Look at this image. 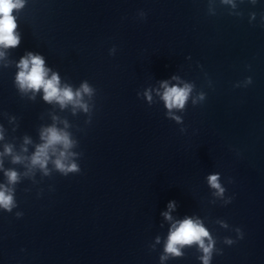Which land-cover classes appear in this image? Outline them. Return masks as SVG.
<instances>
[{
  "label": "water",
  "instance_id": "1",
  "mask_svg": "<svg viewBox=\"0 0 264 264\" xmlns=\"http://www.w3.org/2000/svg\"><path fill=\"white\" fill-rule=\"evenodd\" d=\"M235 2L213 0L212 15L209 0H27L21 43L0 61V124L19 147L25 134L39 142L52 115L67 118L81 172L37 173L38 184L17 185L18 207L0 210V264H160L171 226L161 213L173 200V220L199 218L216 239L222 254L211 264H264V0ZM28 51L43 55L62 83L96 89L91 123L42 93L34 101L19 93L16 64ZM173 75L206 94L177 113L182 125L155 92L151 105L142 96ZM7 116L17 118L15 132ZM5 167L23 170L7 159ZM212 173L230 203L212 195ZM183 251L163 264H201L196 246Z\"/></svg>",
  "mask_w": 264,
  "mask_h": 264
},
{
  "label": "clouds",
  "instance_id": "2",
  "mask_svg": "<svg viewBox=\"0 0 264 264\" xmlns=\"http://www.w3.org/2000/svg\"><path fill=\"white\" fill-rule=\"evenodd\" d=\"M243 2V0H241ZM257 0H250L253 5ZM223 5H230L232 9L237 8L235 0H220ZM27 0H0V61L6 59V50L14 49L21 43V33L18 31V14L26 7ZM209 14L215 15L213 0H209ZM15 13V14H14ZM230 15H242L240 12H230ZM141 17L145 13H140ZM256 19V13L250 14V22ZM261 22L264 23V14L261 15ZM115 53V48L110 49V54ZM5 67L8 65L5 64ZM18 71L15 74L14 85L22 96H28L29 100H35L37 94L42 93V100L49 105H58L61 110L69 109L73 116L84 113L88 119L86 124L91 123V116L94 108L93 98L96 89L87 81H82L79 87L74 88L71 84L62 83L58 72L46 67L45 58L38 52L28 51L19 59L16 64ZM51 73V75H50ZM175 81V83H172ZM252 83V78L247 77L243 85ZM241 86L240 84L236 85ZM153 92L163 102L166 109V117L183 124V117L177 115L186 110L189 101L195 106L205 100L206 94L200 91L194 95L195 84L183 80L179 75H173L170 80L159 81V88H146L142 96L149 105L153 103ZM30 94V95H29ZM138 95H141L138 93ZM7 115V114H5ZM8 123L13 125L12 131L18 127L15 116H7ZM52 123L41 125L38 129L39 142H35L31 136L25 134L19 147L14 142L6 139V128L0 124V173L4 180L0 182V210L12 213L18 207L16 199V189L23 180H31L33 184H38L37 173L41 179L51 177L53 173L62 176L79 174L81 172L79 158L81 152L76 151L79 141L70 131L72 125L67 118L61 119L59 116H51ZM181 128V132H185ZM15 138H13V141ZM32 147V151L29 150ZM16 167H5V161ZM231 182V181H230ZM207 184L214 190L212 195L223 200L225 204L231 202V197H225L226 189L221 183L219 173H212L207 176ZM51 190V186H50ZM29 191V189H25ZM43 189L38 192V195ZM176 201H169L168 210L161 215L165 220L171 222L166 240L163 243V252L160 255V264L174 258H181L185 248L196 246L201 255L198 259L201 264H211L214 252L222 254L221 249H217L216 239L210 234L208 228L201 219L186 216L182 220H173L171 213L176 209ZM15 216L20 218L23 213L15 212ZM222 228L227 229L229 225L218 220ZM238 238H243L240 228L235 229ZM161 243L159 236L156 237V244ZM224 244L232 245L235 241L225 237ZM154 250L155 247L152 246Z\"/></svg>",
  "mask_w": 264,
  "mask_h": 264
}]
</instances>
